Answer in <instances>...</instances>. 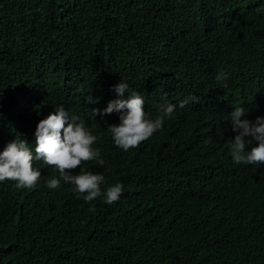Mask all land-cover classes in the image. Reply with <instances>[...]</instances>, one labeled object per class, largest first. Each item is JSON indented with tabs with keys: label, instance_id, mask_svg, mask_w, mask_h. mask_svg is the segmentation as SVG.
Here are the masks:
<instances>
[{
	"label": "trees",
	"instance_id": "trees-1",
	"mask_svg": "<svg viewBox=\"0 0 264 264\" xmlns=\"http://www.w3.org/2000/svg\"><path fill=\"white\" fill-rule=\"evenodd\" d=\"M121 79L149 117L198 101L124 151L107 128L117 114L91 116ZM56 105L97 137L104 164L81 170L123 191L86 202L47 188L51 167L32 188L0 182V264H264V163L232 161L223 119L238 105L264 115V0H0V150L34 142Z\"/></svg>",
	"mask_w": 264,
	"mask_h": 264
},
{
	"label": "clouds",
	"instance_id": "clouds-1",
	"mask_svg": "<svg viewBox=\"0 0 264 264\" xmlns=\"http://www.w3.org/2000/svg\"><path fill=\"white\" fill-rule=\"evenodd\" d=\"M214 80L220 88H226L227 73L217 71ZM115 98L102 109L93 108L91 116L117 114L118 123L108 125L112 143L127 151L161 129L164 122L174 116L175 111L185 105L196 103L198 98L189 94L176 103L165 102L158 106L154 117H149L144 109V97L130 90L126 81L120 80L111 86ZM86 102L95 103V98L87 96ZM246 109L234 106L223 117L230 124L235 135L229 144V154L236 164L259 165L264 163V115H257L250 121ZM34 142L14 137L0 150V182L14 181L16 188H32L41 176V169L51 167L54 173L44 183L49 189L57 188L61 182L71 186V191L84 201L101 197L104 203L111 204L120 198L123 185L117 181L101 188L104 176L101 172L83 169L85 161L95 160L103 165L99 147H94L96 135L76 114H70L63 105L39 119L33 132ZM255 141V143H253ZM246 145H252L246 149ZM39 161L34 166V162ZM79 171L71 172L66 169Z\"/></svg>",
	"mask_w": 264,
	"mask_h": 264
}]
</instances>
